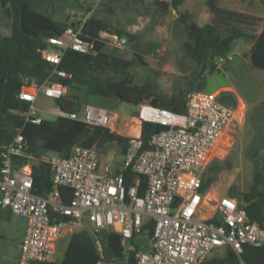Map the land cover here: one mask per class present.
<instances>
[{"label":"built area","instance_id":"1","mask_svg":"<svg viewBox=\"0 0 264 264\" xmlns=\"http://www.w3.org/2000/svg\"><path fill=\"white\" fill-rule=\"evenodd\" d=\"M148 1L165 5L173 2ZM84 22L70 18L68 23L78 25L66 28L62 37L49 38V48L41 51L42 58L54 66V74L59 77H66L64 71L57 69L66 50L83 54L93 51V44L81 38ZM100 37L117 49L127 46L124 36ZM230 61L232 56L228 55L219 58L217 65ZM64 94L65 89L57 82L46 81L38 86L25 79L18 95L29 103L23 114L25 121L42 123L34 106L39 95L57 101ZM231 100L229 89L219 88L210 93H189L185 114L147 103L140 105L139 124L152 122L164 129L150 137L147 149H143L140 133L128 137L122 168L118 170L102 163L100 148L96 146L76 145L67 157L53 152L42 154L39 160L50 165L55 188L47 198L33 193L34 157L27 152L28 141L22 130L17 129L12 139L0 146V208L26 220L18 264L54 262L57 240L65 231L74 234L81 230L93 236L99 253V235L103 231L118 233L125 253L135 252V264H204L222 247L230 248L239 264H245L241 259L244 247L264 246V223L251 222L245 206L236 199L223 196L212 201L208 192L202 191L205 170L227 145L226 133L235 114V102ZM55 115L108 128L114 116L104 108L90 105L85 106L82 117L61 108ZM21 158L26 161L19 165ZM127 170L145 178L142 196L138 192L139 179L126 186ZM60 186L71 189L68 205L58 200L56 188ZM207 209L212 217L202 218ZM149 223L151 246L147 252L136 251L129 243L146 232Z\"/></svg>","mask_w":264,"mask_h":264},{"label":"trees","instance_id":"2","mask_svg":"<svg viewBox=\"0 0 264 264\" xmlns=\"http://www.w3.org/2000/svg\"><path fill=\"white\" fill-rule=\"evenodd\" d=\"M31 1L42 0H0V22L6 21L5 29L9 30L8 36H0V146L8 143L17 129L22 130L28 141L27 152L34 157L33 193L42 198H47L55 190L50 165L39 160L42 154L53 152L67 157L76 145L100 148L108 144H117L124 152L128 138L111 131L108 127L91 126L82 121L62 117H56L53 121L43 120L41 124L26 122L23 114L28 110L29 103L18 97L23 85L22 79H27L38 86L46 81L61 84L67 93L56 103L65 110L63 101L74 102L71 112L76 114L78 102L75 96L68 94L69 90H84L102 98L137 106L147 103L156 108L185 114L188 94L203 90L206 77L220 71L217 65L218 59L230 55L234 42L243 40L254 43L259 34L255 26L260 18L221 8L220 0H205L211 19L204 26H199L191 13L179 10L187 0H173L171 5L153 2L162 14H165L169 8L178 12V23L186 36L183 53L194 66L184 77V82L175 83L174 91L167 96L158 92L155 81L149 80L141 85L134 83L130 69L136 65L147 66L142 56L143 45L136 43L128 47L130 42H138L136 37L125 35L128 39L126 48L133 53V58L127 60L112 54L111 51L106 52L104 48L107 49L105 46L108 41L101 38L100 34L108 30V25L93 16L85 20L81 34L82 39L93 44V51L83 54L66 50L57 67L58 70L66 73V77L54 74V66L42 58L41 51L49 48L47 43L49 38L63 36L57 31L60 22L54 21L47 14L33 10ZM135 1L143 2V0ZM117 34L122 35L121 32ZM163 129L164 127L159 124L142 122L140 138L143 141V149L149 148L150 137ZM25 161L26 159L21 158L18 164L21 165ZM1 165L0 155V167ZM216 168L214 164L209 166L210 170ZM262 170H264V158L262 169L255 172L251 188L247 192L230 189L227 195L245 206L250 221L259 225L264 223ZM137 179L140 183L138 192L142 196L146 186L145 178L137 176L131 170L125 171L126 186L134 184ZM212 182L213 177H203L202 191H207ZM56 189L59 193V202L68 205L72 197L71 189L64 186ZM5 210L12 215L9 210ZM3 217L0 215V218ZM62 219L65 220L63 217ZM151 228L152 225L149 223L144 229L150 237ZM99 238L101 253L98 252L93 236L88 231L81 230L71 235L61 262L32 264H100L101 262L135 264V252L125 253L122 237L118 233L103 231ZM126 254L127 260L123 263ZM241 259L245 264H264V246L244 247ZM204 264H239V259L228 248L224 258L209 257Z\"/></svg>","mask_w":264,"mask_h":264},{"label":"rangeland","instance_id":"3","mask_svg":"<svg viewBox=\"0 0 264 264\" xmlns=\"http://www.w3.org/2000/svg\"><path fill=\"white\" fill-rule=\"evenodd\" d=\"M123 2L117 8L118 13L109 18L111 24L119 26L128 22L135 28L132 35L138 40V42H130L128 47L140 43L148 48L146 53H142L147 66L136 65L129 71L134 83L141 85L152 80L156 82L160 94L171 95L174 91V84L183 83L184 77L194 67L183 53L186 36L178 23V12L169 8L165 14H162L156 5L148 0H143V2L125 0ZM107 3H109L108 0H42L31 1L30 5L33 10L47 14L56 22L66 20L69 22L70 18L78 21L92 16L101 18L102 5ZM225 3V0H220V7H225ZM204 7L203 0H187L179 7V10L191 12L195 17L194 12ZM258 18L260 20L256 23L255 29L260 33L264 27V18ZM0 27L6 28V21H1ZM253 44V42L243 40L234 42L230 53L232 61L219 65V72L208 75L202 90L210 93L219 88H228L235 102V114L226 133L227 145L223 147V154L221 153L217 160L211 162L217 168L210 170V164L203 175L205 178L213 177V182L207 189L208 197L212 201L227 196L230 189L247 192L253 184L255 172L263 167L264 71L254 68L250 62ZM129 48H114L111 53L129 60L133 58V53ZM105 51L110 52L109 48ZM68 94L77 99L79 117L83 116L86 105L104 108L110 113L117 114V118L113 116V124L109 127L113 129V132L120 133L126 138L139 134L141 126L137 119L139 106L102 98L84 90H69ZM34 106L39 110L43 120L56 119V115L49 111L59 108L55 100L39 95ZM100 151L103 164H109L113 170L122 168V147L117 144H108L101 146ZM262 172L264 174V170ZM211 204L215 205L214 202ZM208 209L201 215L205 219L213 215ZM0 215L4 216L0 218V264H18L19 245L26 220L9 215L5 209H0ZM70 238L71 234L65 231L57 240L55 263L61 262ZM129 244L139 251L147 252L151 246V237L144 232ZM227 250L228 247H222L210 257L224 258ZM126 260L127 254L123 263ZM100 264L108 263L101 262ZM110 264H119V262Z\"/></svg>","mask_w":264,"mask_h":264},{"label":"crops","instance_id":"4","mask_svg":"<svg viewBox=\"0 0 264 264\" xmlns=\"http://www.w3.org/2000/svg\"><path fill=\"white\" fill-rule=\"evenodd\" d=\"M110 1H113V3L111 2L112 3L111 4ZM123 1H125V0H108L109 3L102 5V7H103L101 10L102 16H101V18H98V19L107 23L108 30L101 32L100 35H102L106 38L108 36H111V35H113V36L118 35L117 32L122 33V35H118V36H124L125 37L126 34L132 35L135 28H133L128 22L124 23V25L116 26L115 24L112 25L111 21L109 19L111 17V15H113V14L115 15L116 13H118L117 8L120 5V3H122ZM203 2H204L205 7L200 11L194 12L195 13L194 15H196L195 21L199 26H204V25L208 24L210 22V19H211V13L205 4V0H203ZM225 2H226L225 7L221 6V8H224V9H227L230 11H234V12H240V13L252 15L255 17L264 18V0H225ZM219 3H220V1H219ZM66 21H68V20H66ZM105 47L109 48V51H111L115 48V47L111 46L110 44H107ZM104 49L106 50V48H104ZM142 50H143L142 52L146 53V51H148V48L144 46V47H142ZM118 52L121 53L122 51H118ZM21 81L24 82L25 79H22ZM65 92H66V90H65ZM49 111L52 114H55L57 109H50ZM112 114L114 115L115 118H117V114H115V113H112ZM140 128H141V126H140ZM110 130L112 131L113 129H110ZM139 133H140V130H139ZM117 134L120 135V133H117ZM202 218H204V216H202ZM24 232H25V228H24L22 237L24 235Z\"/></svg>","mask_w":264,"mask_h":264},{"label":"water","instance_id":"5","mask_svg":"<svg viewBox=\"0 0 264 264\" xmlns=\"http://www.w3.org/2000/svg\"><path fill=\"white\" fill-rule=\"evenodd\" d=\"M77 25L78 24H74V23L70 24L68 22H60L58 24L57 31L59 34H62L65 31V29L68 28L69 26L75 27ZM0 33L2 35L8 36L9 30L0 27ZM250 62L254 68L264 71V27L258 34L256 40L254 41L253 49L250 54ZM73 106H74V102L70 103L68 101H63V107L66 111L71 112Z\"/></svg>","mask_w":264,"mask_h":264}]
</instances>
